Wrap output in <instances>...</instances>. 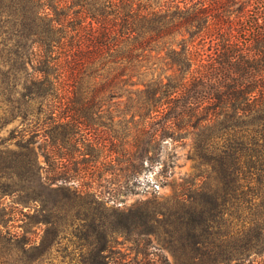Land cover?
Here are the masks:
<instances>
[{"label":"trees","instance_id":"1","mask_svg":"<svg viewBox=\"0 0 264 264\" xmlns=\"http://www.w3.org/2000/svg\"><path fill=\"white\" fill-rule=\"evenodd\" d=\"M29 63L51 124L66 128L53 144L95 155L62 152L72 165L58 172L97 186H53L29 143L0 149L3 191L27 193L44 225L40 241L0 228V264H46L68 235L69 264H120L110 253L121 238L140 247L162 231L175 264H264V0H0V90L12 97L18 69L28 87ZM110 91L109 114L125 118L112 133L101 119ZM83 129L94 136L76 137ZM187 139L196 172L171 183L172 206L105 211L103 193L172 177L163 145Z\"/></svg>","mask_w":264,"mask_h":264},{"label":"rangeland","instance_id":"2","mask_svg":"<svg viewBox=\"0 0 264 264\" xmlns=\"http://www.w3.org/2000/svg\"><path fill=\"white\" fill-rule=\"evenodd\" d=\"M38 52V50H37ZM35 63V62H34ZM18 65V63L16 64ZM2 68H5L2 66ZM6 70L8 67L5 68ZM27 72L30 73L29 79L31 83L27 87L24 85L26 82L27 73L18 69V86L16 90L11 94H5V90H0V149H15L18 151H29L28 148L20 147L19 143H29L30 148L33 149L31 155L37 158V161L41 165L42 175L50 177L53 186H68L71 189L85 188L86 184L97 186L96 183L90 180L82 181L69 178L73 176V173L66 174L62 176L58 172V168L62 164H68L69 161L62 160L59 155L63 152H69L72 150L73 155L79 161L86 159H93L95 155L90 156V154H82V151L75 150L74 141H67L66 147L59 148L53 144V135L60 136L66 128L64 126H56L51 124L49 119V113L45 110V103L48 101L45 97H40L38 95L39 85L32 82V79L36 74L34 72L33 64L29 63L27 66ZM125 78V76H124ZM126 86L122 87L121 92L123 93V101L126 100ZM11 98L12 101H9ZM117 99L113 97V93L109 92L108 101L106 103L105 112L101 118L105 122L106 126L103 127L107 132L110 131V124L117 121H123L125 118H112V114L115 110V101ZM115 124V123H114ZM113 126V125H112ZM55 127V128H54ZM122 135L126 134V127L121 125L118 127ZM88 130H80L79 133H75L76 137L87 136L93 137L94 134L87 132ZM109 141V140H107ZM169 141V142H168ZM167 144L163 145L162 153L163 156L176 160L177 166L175 167L174 175L166 181L160 177L158 173H148L143 174L142 178L145 181L150 179L152 181L150 186H137V189L130 191L126 195H121L117 199L111 197L108 193L102 194V201H104L105 211H109L111 208L127 209L132 207L137 201H142L145 199H151L155 201L154 203L166 204L172 206L174 203V192L171 183H179L184 176L194 174L196 172L195 164L196 162L190 158L191 151L190 140H184L180 142H171L168 140ZM61 143V141L59 142ZM78 143V148L83 146L82 143ZM108 144V143H107ZM110 146V143L108 144ZM85 150V148H83ZM87 150V148H86ZM31 152V151H29ZM61 156V155H60ZM72 164H68L71 166ZM157 167H155L156 169ZM157 170V169H156ZM109 181L105 183V186L98 187V190L104 192L108 189V186H113V182L116 180H111V175L108 176ZM3 182L0 181V228L5 230H11L13 232H24V228H29L28 235L34 240L41 239L44 225L32 223L33 214L35 212L34 206L38 204L37 202L29 203V198L27 193L13 192L6 194L2 187ZM89 187V186H88ZM8 190V189H7ZM23 202H27L23 204ZM162 231L163 228L160 227ZM164 238V239H163ZM122 240V238H121ZM116 244L112 253V260L114 262H120V264H175L172 253L167 249H159V246L164 244V240H168V234L161 233L160 241L152 239L151 241L142 240L140 247H137L135 243L127 242ZM71 236L68 235L62 242L54 247L51 255H49L50 260L46 264H69L70 253L78 255L77 250L74 249L72 245ZM119 258V261H115ZM261 260V259H259ZM264 260V259H263ZM138 262V263H137Z\"/></svg>","mask_w":264,"mask_h":264}]
</instances>
